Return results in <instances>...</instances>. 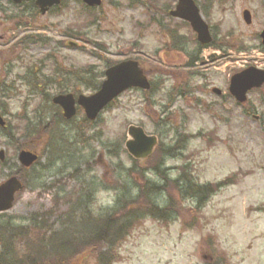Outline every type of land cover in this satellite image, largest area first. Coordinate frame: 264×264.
Segmentation results:
<instances>
[{
    "label": "rangeland",
    "instance_id": "374dc122",
    "mask_svg": "<svg viewBox=\"0 0 264 264\" xmlns=\"http://www.w3.org/2000/svg\"><path fill=\"white\" fill-rule=\"evenodd\" d=\"M102 1L101 9L96 11L101 13L97 30L87 29L84 42L70 40L79 43V48H68L69 39L63 37V30L76 21L75 11L80 8L76 0H66L68 11L37 15L31 20V26L18 30H14L12 22L5 18V13L11 14L12 5L8 0H0V9L5 12H0V79L3 78L4 61L15 55V43L28 35H43L49 39L48 47L30 46L27 60L34 61L51 53L64 67H73L83 73L87 69L100 73L104 70L103 60L138 57L149 79L161 84L155 93L147 96L154 105L145 104L141 93L128 91L104 110L99 120L85 130V142L82 148L76 147L77 158L70 169L62 170L50 161L47 157L49 149H46L40 165L17 174L25 179L27 188L16 196L6 216L12 220L35 216L39 223V217L44 215L47 216L46 225L54 223L53 229L57 230L58 224L65 221L63 216L68 210H74L80 203L72 212V221L65 222L80 231L81 219L78 218L83 213L79 210L88 197L91 218L112 214L116 193L119 196L123 192V177L131 167L123 149L129 139L127 127L141 126L146 134L158 138L167 153L175 140L188 138L178 159L168 156L161 160L160 166H165L159 172H163L167 180H174L183 169L192 181L209 185L212 194L198 211L195 200L179 201L178 215L174 214L175 219L167 224L142 219L118 245V260L113 264H214L220 257L224 264H264V105L258 101L264 95V89L249 93L248 102L242 107L226 96L230 76L239 67L253 64L249 62L253 51H260L254 38L264 28L262 0H224L205 7L207 22L214 32L225 37L230 35V39L223 40L225 43L229 41L234 46L243 43L242 47L250 48L244 54L248 57L246 60L231 51L227 52L230 57L213 62L208 60L213 50L205 49L201 57L208 64L199 66L198 72L185 68L187 60L181 53L164 50L162 47L169 45V39L158 27L147 24L156 9H168L174 0H158L159 6L152 8H148L145 0H135L137 3L132 4L128 0ZM245 9L252 15L250 26L242 21L241 13ZM180 33L186 42L193 41L187 28L182 27ZM190 43L186 49L188 54L193 53ZM259 61L264 65V58ZM182 85L184 88L180 89ZM173 88L174 91H185L184 95L169 94ZM214 88H218L223 96H215ZM4 102V118L10 125H15L18 106L14 102L9 104V100ZM247 111L249 115L245 114ZM80 120L78 115L74 124ZM64 128L60 127L63 131ZM17 142L21 147L22 144L27 145L26 148L34 147L37 154L43 150L41 143L33 142L29 137ZM0 149L9 161L8 168L0 176L1 183L10 173L18 172L19 164L13 143L1 144ZM114 150L118 154L116 158ZM156 159L151 163L142 160L139 165H147L148 179L163 185L158 172L149 168V165L154 166ZM40 170H47L41 181L37 180ZM230 177L231 180L226 181ZM126 178L132 185H139L135 174L126 175ZM156 195L155 203L165 207L168 204L166 198L162 194ZM74 229L72 236L79 240V232ZM8 247L11 248L10 243ZM76 264L97 263L92 254L84 253Z\"/></svg>",
    "mask_w": 264,
    "mask_h": 264
},
{
    "label": "trees",
    "instance_id": "16d2710c",
    "mask_svg": "<svg viewBox=\"0 0 264 264\" xmlns=\"http://www.w3.org/2000/svg\"><path fill=\"white\" fill-rule=\"evenodd\" d=\"M31 8L33 11L32 6ZM83 9L82 13H85L87 18L81 25L76 24L75 28L69 26L65 29V36L68 39L84 42L85 39L83 37L87 36L86 29L93 27L96 21L99 20V17L94 15L93 9L86 7H83ZM23 12L21 11V13ZM19 18L22 19V15L20 17L17 16L16 19ZM25 40L28 42L29 47L49 45L46 39L38 36L27 37ZM21 50H24L23 45ZM20 54L21 57L17 55L14 61L17 63L16 66H20L24 71L21 75H17V82L28 95L26 98L19 96L15 101L22 111L19 113L15 125L11 126L8 123L5 128L0 129V145L13 143L14 149H20L27 145L22 144L23 147H20L21 145L17 140L29 137L33 142L43 143V149H49L47 157L51 158L50 161L58 164L62 170L70 169L77 158L76 147L82 148L85 142V130H88V126L91 123L84 118L77 124H74V120L65 121L59 109L51 104V95L68 92L79 94L81 91L94 92L99 88L102 73H94L92 69H87L83 73V71L73 67H64L58 64L50 53L34 61L25 60L22 56L24 54L23 51ZM102 63L105 67H108L114 64L115 61L103 60ZM14 67H10L9 64L4 66L6 78H10L14 72ZM11 88V86L6 84V81H0V112L2 114H6L4 101L7 100L4 98L15 96ZM154 88L151 85V90L148 94L153 93ZM8 100L10 104L15 99ZM260 100L264 101V98ZM27 109H29V112L26 111ZM60 127H65L64 131ZM184 141L175 140L171 149H168V153L159 143L153 156L148 160L151 163L153 159H156L153 158L154 156L160 155L156 159L154 166L150 167L149 165V168H152L153 172H158V176L162 178L161 182H163V185H157L155 180H150L146 177L147 165L142 168L131 161V167L126 175L129 177L135 174L139 178V185L134 186L129 183L126 175L123 177V192L119 196L116 193V202L115 207L112 209L114 210L112 214L102 218H91L88 210L90 197H88V200H85L87 199L85 198L79 210L83 213L78 218L79 220L81 219L80 231L76 228L74 229L70 223H65L72 221V212L78 209L80 203H77V208L75 206L74 210H68L67 215L63 216L66 218L65 221L63 220L58 224L57 230L53 229L52 225L54 223H51L50 226L46 225L47 216L44 215L39 217V223H37L35 216L24 223L23 221L12 220L5 215H0V261L3 264H76L80 255L86 253L92 254L97 264H113L118 260L116 253L118 245L126 240L142 219L149 218L169 223L175 219L174 214L178 215L177 209L181 206L179 201L183 202L185 200H195V210L198 211L211 196V187L209 185L202 186L192 181L191 177L183 169H181L180 175L174 180L169 178L167 180L163 172H159L160 168L164 167L160 166L161 160L168 156L171 159L179 157V151L183 149ZM27 148L33 150L34 147L29 146ZM117 155V151L114 150L113 156L116 158ZM41 159L42 156L35 166L40 165ZM8 164V160L0 163V172L8 168ZM45 175H47L46 171H38L37 180L41 181ZM152 179L154 178L152 177ZM118 182L120 184V181ZM156 194H162L166 198L168 204L165 207H160L155 203ZM172 194H174L173 197ZM175 195L176 198H174ZM72 228L74 232H79L81 237L79 240L72 236ZM9 243L11 248L8 247ZM16 256H18L17 259ZM220 259H217V262L215 260L214 264H218V262L224 264V259H221V261Z\"/></svg>",
    "mask_w": 264,
    "mask_h": 264
},
{
    "label": "water",
    "instance_id": "95a60500",
    "mask_svg": "<svg viewBox=\"0 0 264 264\" xmlns=\"http://www.w3.org/2000/svg\"><path fill=\"white\" fill-rule=\"evenodd\" d=\"M19 3L22 0H13ZM61 0H36L35 4L44 14L50 7L59 5ZM264 1V0H263ZM88 6H99L100 0H83ZM174 17L187 20L194 32L197 34L198 41L207 43L210 37L207 27L201 21L198 10L195 8L192 0H178V5L174 12L170 13ZM244 20L250 23L248 12H244ZM264 44V32L261 34ZM105 80L101 84L100 89L93 95L85 97L80 95L75 100L70 94L58 95L52 99L53 104L58 105L63 110V117L71 119L75 115V103L80 106L88 120L93 121L100 111L114 98L130 88H138L141 90H149L150 85L141 71L138 69L137 63L132 61L121 62L105 71ZM264 84V72L256 71L252 68L237 74L231 79L229 92L239 103L246 101V93L254 88H259ZM0 126L4 127V121L0 116ZM129 140L125 144V148L129 155L136 160H144L151 153L156 145L155 137H148L140 127L131 126L128 128ZM4 153L0 152V160H3ZM37 160V157L30 152L21 151L18 155V161L24 167H29ZM23 189L20 182L15 178H11L0 185V213L11 209L14 195Z\"/></svg>",
    "mask_w": 264,
    "mask_h": 264
}]
</instances>
